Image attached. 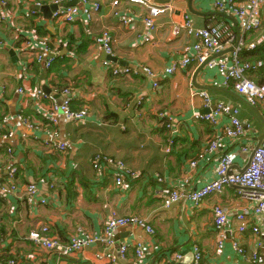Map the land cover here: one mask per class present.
Wrapping results in <instances>:
<instances>
[{
	"label": "crops",
	"instance_id": "1",
	"mask_svg": "<svg viewBox=\"0 0 264 264\" xmlns=\"http://www.w3.org/2000/svg\"><path fill=\"white\" fill-rule=\"evenodd\" d=\"M55 1L9 0L0 11V119L9 116L12 124L0 131V187L10 184L9 170L12 167L17 170L16 186H11L12 192L0 198V257L10 256L9 261L18 264H104L95 258L106 250L101 244L72 257H58L36 248L26 237L42 224L62 243L78 235V230L93 237L101 236L107 219L115 214L145 220L154 234L148 235L137 227L118 229L113 246L106 251L114 257V264H173L174 254L187 257L194 245L201 252V264H248L232 249L229 237L219 247L211 216L212 207L220 206L230 216L232 227L231 218L236 213L250 210V204L240 199L237 188L227 187L221 194L206 198L199 207L181 200L164 208L162 198L172 188L190 192L210 182L218 159L224 154L233 158L231 171L241 172L249 158L242 149L255 148L264 139V103L248 105L231 87L223 85L217 70L201 69L196 64L172 74L166 70L181 59L186 46L195 42L185 34L170 38V23L184 14L191 17L196 28L217 22L228 24L236 41L242 39L244 48L240 57L244 60L264 56V8L260 29L251 33L242 34L233 16L218 13L213 7L215 0H193V9L202 16L171 6L172 12L154 19V29L150 31L144 26L147 8L128 0H118L114 7L113 0H88L85 10L91 13L94 4L100 10L89 18L80 13L71 25L51 19ZM171 1L185 4L189 0ZM67 3L78 5V0ZM35 4L40 8L36 9ZM124 17L132 20L128 26L121 23ZM103 32L113 40L112 64L130 69L143 65L153 71L154 77H116L108 73L103 65L108 59L94 43ZM144 37L149 42H143ZM44 39L54 59L52 72L46 71L43 79L45 71L33 63L27 73H22L18 55L22 41L38 45ZM249 44H254V49L246 48ZM233 51V46L225 45L215 58L230 64ZM262 72L264 69L252 73L250 78L258 83L264 79ZM153 83L157 84L156 89ZM43 86L58 96L52 97L56 103L62 99V89L68 88L72 109H87L86 119L73 122L59 114L56 125L47 126L45 115L52 101L30 96L35 90L43 91ZM20 88L22 94H18ZM202 91L238 109V118L244 126L240 137H224L229 124L226 118H220L215 126L195 120V115L208 113L198 97ZM159 114H166L172 122L160 119ZM17 115L40 128L57 130L65 150H48L42 143L41 132L35 133L38 140L23 141L21 134L27 132L16 120ZM9 132L12 137L4 139ZM215 136L222 138L218 148L205 153ZM6 147L12 149L10 154ZM202 153L197 166L191 169L189 163ZM96 155L124 163L133 176L125 178L123 190L116 187L111 173L94 171L91 161ZM30 182L36 183L41 195L48 199L46 205H27L22 188ZM126 242L144 246L141 261L136 259L133 249L127 251L124 259L120 258L119 248ZM240 242L247 253L256 251L260 264H264L263 233L258 237L243 235Z\"/></svg>",
	"mask_w": 264,
	"mask_h": 264
},
{
	"label": "built area",
	"instance_id": "2",
	"mask_svg": "<svg viewBox=\"0 0 264 264\" xmlns=\"http://www.w3.org/2000/svg\"><path fill=\"white\" fill-rule=\"evenodd\" d=\"M9 0H0V11L5 9ZM130 3L143 5L147 8V16L144 20V26L147 30L154 29V19L167 12H172L170 6H154L144 0H128ZM67 0H56L54 2L56 9L51 14V19L61 25H71L76 23V18L83 12L88 18L100 10V6L94 4L91 9L85 10L88 0H78V5L65 6ZM118 0L112 1V6H116ZM213 7L220 14H229L233 16L239 26L242 34L251 33L260 29L262 25L261 11L264 8V0H215ZM35 8H40L39 4H35ZM31 13H35L33 10ZM131 18L124 17L121 23L128 26L131 23ZM169 34L171 39H176L182 34L195 39V42L188 45L184 49V54L166 72L172 74L175 70L185 69L191 64L204 66L209 70H217L223 78V85L231 87L243 100L250 106H255L259 103H264V84L255 83L250 75L259 70L264 69V60L255 62H242L240 60V52L244 48L242 39L236 41L234 33L224 22L212 23L203 28H196L188 14H184L177 22H172L169 25ZM148 37L143 38V42H149ZM94 43L101 47L106 57H113V40L107 32H103L94 39ZM225 45L234 47L231 58V63L226 60L215 58L224 48ZM254 44H249L246 48L254 49ZM20 57V69L22 73H27L28 66L31 64L39 65L44 71H48L53 64V56L44 39L39 41L38 45L29 41H22L18 49ZM104 67L112 76L129 77L144 75L153 78L151 71L146 67L135 69L119 67L111 63L110 60L103 62ZM150 72V73H149ZM153 88L156 89L157 84L153 83ZM20 88L18 94H22ZM63 100L57 104L51 95H46L41 90H35L31 93V97L37 100L48 99L53 105L50 111L45 115L46 124L56 125L57 117L61 114L64 118L73 122H83L88 116L87 109L80 110L72 109V96L68 88L61 91ZM198 97L203 101L204 108L208 113L205 115H195V120L207 122L213 126L217 124L220 118H226L229 124L225 127L223 135L227 139H237L244 133V126L238 118L239 111L230 105L223 103L220 100L213 99L206 92H199ZM1 99V98H0ZM16 120L21 123L27 132L21 134L23 141L38 140L35 136L36 132H41L44 136L43 145L52 151H64V143L59 141L57 130L48 128H40L37 123L17 115ZM160 119H166L172 122V119L166 114H159ZM11 118L4 116L0 119V131L5 127H11ZM13 133L9 132L4 136V139H10ZM222 138L215 136L208 144L205 153L214 152ZM10 154L12 149L5 148ZM244 152L248 153L249 158L245 168L241 172H232L233 158L230 155L224 154L219 157L217 168L210 182L202 185L200 188L190 192H182L181 188H172L165 191L162 198L164 208L179 203L181 200H187L194 207H199L203 204L206 198L212 195L221 194L227 187H235L238 189L240 199L250 204V210H242L236 213L232 218L233 226H230V216L220 206H214L211 209L213 227L219 237V247L221 242L229 237V244L235 253L241 256L248 264H260L257 252L252 250L247 253L242 246L240 239L243 235L258 237L261 233L264 235V139L252 149L243 148ZM169 153V148L166 149ZM203 157V153L199 155L197 160L189 163L191 169L197 166L199 159ZM91 166L98 174L111 173L114 177V183L117 188L124 189L125 178L128 175L133 176L125 167L124 163L114 160L105 155H96L91 161ZM17 170L12 167L9 170L8 177L10 184L0 187V198H5L12 192L11 186H16ZM23 189V197L28 206H44L48 203V199L40 193L36 183L30 182ZM123 227H137L142 229L146 234L153 235L154 231L145 220L136 217L117 216L111 214L106 221L104 230L101 236H90L85 232L78 230V235L71 236L67 243H62L57 237L52 236L50 228L47 225H40L35 230L28 233L26 239L36 248L52 252L58 257H72L76 253L82 252L95 244H101L105 247L104 254H97L96 260L104 262V264H114V257L106 251L113 246V236L115 232ZM129 249H133L135 257L141 261L144 257V246L139 243L126 242L119 248L118 254L121 259H124L125 254ZM192 261L191 264H201L202 256L199 248L194 245L191 249ZM182 258L180 254L172 256L173 264ZM7 264H18L11 260Z\"/></svg>",
	"mask_w": 264,
	"mask_h": 264
},
{
	"label": "water",
	"instance_id": "3",
	"mask_svg": "<svg viewBox=\"0 0 264 264\" xmlns=\"http://www.w3.org/2000/svg\"><path fill=\"white\" fill-rule=\"evenodd\" d=\"M150 3L155 4V5H172L173 8L177 9V10H185L187 9L189 11V13L195 15V16H202L201 13L196 12L193 7H192V2L193 0H189L187 3H176V2H172L171 0H149ZM66 6H74V3H67ZM56 9V7H54V10ZM217 15L220 16V14L217 13ZM108 60L113 62L112 57H106ZM204 68V66H201V69ZM46 77V71L43 72L42 78L44 79ZM42 90L44 91V93L46 94H50L51 97L53 98H58V96L54 95L53 93H51L50 89L47 86H43ZM58 104L61 103V100L57 102ZM116 257H119L118 254L115 255ZM184 262V264H191L192 261V256L191 254L187 255V257H183L179 260L180 262Z\"/></svg>",
	"mask_w": 264,
	"mask_h": 264
},
{
	"label": "trees",
	"instance_id": "4",
	"mask_svg": "<svg viewBox=\"0 0 264 264\" xmlns=\"http://www.w3.org/2000/svg\"><path fill=\"white\" fill-rule=\"evenodd\" d=\"M256 50V49H255ZM254 51V50H253ZM244 53H246V52H244ZM241 58V57H240ZM241 60H242V62H255V61H261V60H264V56H262V57H258V58H256L254 61H247V60H244V58H243V56H242V58H241ZM52 70H53V65L50 67V69L47 71V72H52ZM262 73H264V72H262ZM258 74V73H257ZM257 84H260V85H262V84H264V79H261ZM63 89H65V88H63ZM62 89V90H63ZM10 256H4V257H0V264H4V263H6V262H8L9 260H10Z\"/></svg>",
	"mask_w": 264,
	"mask_h": 264
},
{
	"label": "rangeland",
	"instance_id": "5",
	"mask_svg": "<svg viewBox=\"0 0 264 264\" xmlns=\"http://www.w3.org/2000/svg\"><path fill=\"white\" fill-rule=\"evenodd\" d=\"M168 6H170V8H171V6L172 5H168ZM139 67H141L142 69H144V67H146V66H143V65H140ZM147 68V70L149 71H151V73L153 74V77H154V73H153V71L149 68V67H146ZM150 73V72H149ZM43 92V91H42ZM52 93V92H51ZM46 94V93H45ZM46 95H49L50 96V94H46ZM61 101L63 100V97H62V94H61ZM54 130V129H53ZM129 217H131V216H129ZM137 218V217H136ZM138 219H140V218H138Z\"/></svg>",
	"mask_w": 264,
	"mask_h": 264
}]
</instances>
